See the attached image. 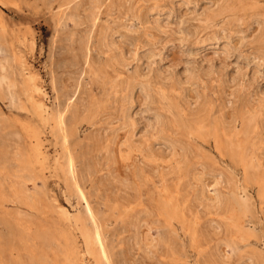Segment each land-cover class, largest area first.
Returning a JSON list of instances; mask_svg holds the SVG:
<instances>
[{"label":"rangeland","instance_id":"374dc122","mask_svg":"<svg viewBox=\"0 0 264 264\" xmlns=\"http://www.w3.org/2000/svg\"><path fill=\"white\" fill-rule=\"evenodd\" d=\"M0 4V60L41 87L0 90V264H264V0Z\"/></svg>","mask_w":264,"mask_h":264},{"label":"bare ground","instance_id":"6f19581e","mask_svg":"<svg viewBox=\"0 0 264 264\" xmlns=\"http://www.w3.org/2000/svg\"><path fill=\"white\" fill-rule=\"evenodd\" d=\"M230 1H233V0H230ZM246 1V0H245ZM94 2H95V0H94ZM244 2V1H243ZM72 3V2H71ZM235 3H237V2H235ZM240 3V2H239ZM238 3V4H239ZM91 4H93V3H91ZM237 4V5H238ZM244 4H245V2H244ZM243 4V5H244ZM247 4V3H246ZM1 5V4H0ZM3 5V4H2ZM226 5V4H225ZM235 5V4H234ZM4 6V5H3ZM98 6V5H97ZM100 6V5H99ZM232 6H233V4H232ZM231 6V7H232ZM91 7H93L92 5H91ZM230 7V8H231ZM95 8H97L96 6H95ZM92 9H94V8H92ZM222 9V8H221ZM225 10H227V8L225 9ZM224 10V11H225ZM232 10V9H231ZM92 11V10H91ZM90 11V12H91ZM96 11V10H95ZM89 12V13H90ZM94 12V11H93ZM99 12V11H98ZM218 12H220V11H218ZM228 12H229V10H228ZM95 13V12H94ZM234 13V12H233ZM90 14H93L92 12L90 13ZM218 14V13H217ZM225 14H227L226 12H225ZM225 14H223V15H225ZM97 14H95V16H96ZM220 15H221V13H220ZM74 16V14H72V17ZM77 16V15H76ZM92 16H94V15H92ZM94 16V17H95ZM219 16V14L217 15V17ZM264 16V15H263ZM87 17H88V15H87ZM94 17H93V19H92V21L94 22ZM92 18V17H91ZM71 19V18H70ZM74 19V18H73ZM89 19H90V17H89ZM98 19V18H97ZM263 20H264V18H263ZM73 22H76L75 20L73 21ZM96 23V22H95ZM1 24V23H0ZM94 24V23H93ZM263 24H264V22H263ZM262 24V25H263ZM94 26V25H93ZM264 26V25H263ZM91 30H93V29H91ZM263 33H262V35L260 36V38L261 39H264V27H263ZM92 32V31H91ZM112 33V32H111ZM110 36V35H109ZM105 37V36H104ZM107 37H108V35H107ZM263 37V38H262ZM91 38V37H90ZM2 39V38H1ZM105 39H108V38H105ZM107 41V40H106ZM87 42V41H86ZM105 42V41H104ZM108 42V41H107ZM5 43V42H4ZM112 43V42H111ZM7 44V43H6ZM85 44V43H84ZM87 44V43H86ZM105 44V43H104ZM108 44V43H107ZM4 46H6V45H4ZM81 47V46H80ZM85 47V46H84ZM3 48H5V47H3ZM79 49V48H78ZM81 49H83V48H81ZM86 48H84V50H85ZM4 50V49H3ZM80 50V49H79ZM82 51V50H81ZM88 51V50H87ZM223 51V50H222ZM82 52H84V51H82ZM2 53H3V51H2ZM5 53V52H4ZM224 53V52H223ZM83 57H84V54H83ZM114 60H115V57L113 58ZM13 60V59H12ZM87 60V59H86ZM118 62H117V61ZM115 61H116V63H119V60L118 59H116ZM86 64H88V63H86ZM115 64V63H114ZM120 64V63H119ZM111 65V64H110ZM115 65H117V64H115ZM8 66V65H7ZM7 66L3 63V60H0V90H6L8 93H9V95L8 96H10V101L13 103V104H16V106L18 105L19 106V104L20 105H23L22 104V102H21V99H20V97L18 96V94L15 92V90L14 89H24L25 91H26V93H37L39 90H40V88L37 86V84H36V80H37V78H36V75H34V74H26V75H24V78H23V80L22 81H17L15 78H13V76L9 73V71H8V69H7ZM118 66V65H117ZM116 66V67H117ZM18 67V66H17ZM119 67V66H118ZM21 68V67H20ZM88 68H90L89 66H88ZM104 68H106V67H104ZM11 69V68H10ZM102 69V68H101ZM12 70V69H11ZM22 70V69H21ZM100 70V69H99ZM104 70V69H103ZM110 70V69H109ZM92 71V70H91ZM90 71V72H91ZM93 71H94V69H93ZM89 72V73H90ZM99 71H97V73H98ZM119 72V71H118ZM29 73V72H28ZM95 73H96V70H95ZM114 73V72H113ZM13 74V73H12ZM117 74H119V73H117ZM19 75H21V74H19ZM101 75H103V74H101ZM90 76H91V74H90ZM93 76H95V75H93ZM92 76V77H93ZM99 76V75H98ZM97 76V77H98ZM107 76V75H106ZM116 76V75H115ZM103 77V76H102ZM105 77V76H104ZM113 77V76H112ZM106 78V77H105ZM113 78H115V77H113ZM111 79V78H110ZM122 80V79H121ZM103 81V80H102ZM119 81H120V79H119ZM126 81V80H125ZM106 82V81H105ZM122 82H124V81H122ZM118 83H120V82H118ZM127 83H130L129 81H127ZM126 83V84H127ZM111 84V86H112V90L111 91H113V89H119V85H117V84H112V83H110ZM132 84V83H131ZM105 85V84H104ZM103 85V86H104ZM107 85V84H106ZM55 87V86H54ZM127 87V86H126ZM129 87H130V85H129ZM128 87V88H129ZM103 88H106V87H103ZM109 88V87H108ZM121 88H123V87H120V89ZM132 87H130L129 89H131ZM124 89V88H123ZM128 89V90H129ZM115 91V90H114ZM7 93V94H8ZM2 94V93H1ZM5 94V93H4ZM41 94H42V92H41ZM30 97H29V101L32 103L33 102V99H32V97H31V95H29ZM7 98V97H6ZM74 98V97H73ZM24 99V98H23ZM4 101V100H3ZM9 101V102H10ZM38 102V101H37ZM36 102V103H37ZM35 102H33V105H34V109L36 110V112L38 113V116L37 117H41L42 119H43V121L44 120H46V119H48V118H50V114L48 113V111H46V109L44 108V106H42V105H40L39 103L38 104H36ZM12 105V104H11ZM28 105V104H27ZM13 106V105H12ZM17 106V107H18ZM32 106V105H31ZM68 106V105H67ZM46 107V106H45ZM77 107V106H76ZM75 107V108H76ZM85 108V107H84ZM83 108V109H84ZM91 108H93V107H91ZM15 109V108H14ZM90 109V108H89ZM16 110H19V109H16ZM24 110V109H23ZM49 110V109H48ZM27 112V111H26ZM83 112V111H82ZM87 112V111H86ZM203 112H205V109H204V111H202V114H203ZM28 113V112H27ZM36 113V114H37ZM85 113V112H84ZM89 113V112H88ZM49 114V115H48ZM55 114V113H54ZM64 114V113H63ZM62 114V115H63ZM79 114V113H78ZM60 115V114H59ZM54 116V115H53ZM77 116H79V115H77ZM64 117V116H63ZM80 117V116H79ZM191 117V116H190ZM40 119V118H39ZM38 119V120H39ZM41 119V120H42ZM53 119H56L55 118V116H54V118ZM250 119V118H249ZM253 119V120H252ZM251 120L252 121H255L254 120V118H252ZM41 120H40V122H41ZM59 120V119H58ZM156 120V119H155ZM51 120H49V122H50ZM55 121V120H54ZM193 122H195V124H193V125H196V126H199V128L201 127V128H203V129H205L206 127H207V123H208V118H207V116H206V113L202 116L201 114H197L196 115V118H195V120H192ZM51 122H53V121H51ZM249 123H248V128H247V130H250V128H251V121H248ZM44 123V122H43ZM59 123H61L62 125L64 124V119L63 118H60V122ZM59 123H56V124H58L59 125ZM191 123V122H190ZM210 123V122H209ZM50 124V123H49ZM159 124V123H158ZM186 124H188L187 122H186ZM192 124V123H191ZM55 125V124H54ZM235 125V124H234ZM246 125V124H245ZM253 126H254V124H252ZM3 126H6L5 124L3 125ZM1 124H0V131H2V130H4V127H3ZM74 126H75V124H74ZM187 126H190V124H188ZM236 126V125H235ZM234 126V127H235ZM56 127V126H55ZM167 127V126H166ZM186 128H189V127H186ZM197 128V127H196ZM198 128V129H199ZM228 128V127H227ZM54 130H55V128H54ZM53 130V131H54ZM57 130V129H56ZM161 130V129H160ZM189 130V129H188ZM52 131V130H51ZM52 131V132H53ZM77 131V130H76ZM75 131V132H76ZM175 131V130H174ZM196 131H198V130H196ZM199 131H200V129H199ZM208 131V130H207ZM6 132H8V131H5V133L4 134H6ZM17 132V131H16ZM55 132H57V131H55ZM65 132V131H64ZM71 132V131H70ZM79 132V131H78ZM59 133H60V131H59ZM175 133V132H174ZM200 133V132H199ZM251 133V132H250ZM11 133H9L8 135H10ZM12 134H14V131H12ZM16 134V133H15ZM15 134H14V137H15ZM56 134V133H55ZM58 134V133H57ZM57 134H56V136H57ZM64 134V133H63ZM71 134V133H70ZM76 134V133H75ZM7 135V134H6ZM17 135V137L16 138H20V137H18L19 135L18 134H16ZM65 136H66V134H64ZM69 135V134H68ZM72 135H73V133H72ZM78 135V134H77ZM76 135V136H77ZM234 135H235V132H234V129H232V128H230V129H228L227 130V134H226V140H225V143L229 146V144L231 145V147H233L232 146V143H231V139L234 137ZM64 136V137H65ZM75 136V135H74ZM1 137H3L2 135H1ZM11 137H13V136H10V137H8V139L9 138H11ZM59 137H60V135H59ZM5 138H7V136L5 137ZM15 138V139H16ZM54 138H55V136H54ZM70 138H72V137H70ZM69 138V139H70ZM74 138V137H73ZM73 138H72V140H73ZM77 138H79V137H77ZM1 139V138H0ZM8 139H4V140H8ZM22 139V138H21ZM60 139V138H59ZM3 140V141H4ZM58 140V139H57ZM56 140V141H57ZM67 140V139H66ZM1 141H2V139H1ZM13 141V140H12ZM15 141H17V142H15V143H18V141H20V139L19 140H15ZM55 141V142H56ZM14 142V141H13ZM60 142V141H59ZM58 142V143H59ZM222 142H223V140H222ZM1 143V142H0ZM7 143V142H6ZM2 144H3V142H2ZM5 144V143H4ZM8 144H9V142H8ZM58 145V144H57ZM56 145V146H57ZM71 145V144H70ZM3 146V145H2ZM7 145L5 144L4 145V147H6ZM10 146V145H9ZM68 146V145H67ZM188 146V145H187ZM10 147H14V146H10ZM251 147V146H250ZM103 148V147H102ZM185 148V147H184ZM3 149V148H2ZM57 149V148H56ZM64 149V148H63ZM62 149V150H63ZM231 149V148H230ZM239 149V148H238ZM237 149V150H238ZM6 150H7V148H6ZM11 150H12V148H11ZM72 150H73V148H72ZM235 150V149H234ZM64 151V150H63ZM248 151V150H247ZM9 152H10V150H9ZM25 152V151H24ZM71 152V151H70ZM69 152V153H70ZM4 153V152H3ZM6 153V152H5ZM72 153V152H71ZM239 153V152H238ZM237 152L236 153H233L235 156H238L237 154H238ZM63 154V153H62ZM7 155V154H6ZM12 154H10L9 156H11ZM16 155V154H15ZM14 155V156H15ZM65 155H66V152H65ZM75 155V154H74ZM72 156V155H71ZM8 157V156H7ZM18 157V156H17ZM17 157H15V158H17ZM62 157V156H61ZM60 157V158H61ZM64 157V156H63ZM62 157V158H63ZM69 157V156H68ZM234 157V156H233ZM246 157V159H247V156H245ZM244 157V158H245ZM6 158V156L4 155V158L3 159H5ZM72 159H73V157H71ZM195 158V157H194ZM244 158H242L243 160H244ZM1 159L2 158H0V161H1ZM5 160H7V159H5ZM5 160H2V161H5ZM69 160H70V157H69ZM68 160V161H69ZM250 160H251V158H250ZM253 160V159H252ZM1 161V162H2ZM58 161V160H57ZM245 161V160H244ZM6 162V161H5ZM74 162V161H73ZM247 162H250L248 159H247ZM3 163V162H2ZM1 163V164H2ZM7 163V162H6ZM12 163V162H11ZM54 163V162H53ZM70 163V162H69ZM246 163V162H245ZM4 164V163H3ZM2 164V165H3ZM58 164V163H57ZM73 164V163H72ZM5 165H7V164H5ZM5 165H3L2 166V169L4 168V167H7L8 168V166L10 165H7V166H5ZM64 165H66V163L64 162ZM63 165V166H64ZM252 165V164H251ZM11 166L12 167H14L13 166V164H11ZM15 166H17L16 164H15ZM62 166V167H63ZM75 166V165H74ZM74 166H71L70 168H72V167H74ZM246 166H248L247 164H246ZM245 166V167H246ZM0 168H1V166H0ZM10 168V167H9ZM15 168V167H14ZM14 168H13V170H14ZM19 169H20V167H18ZM31 168V167H30ZM59 168H60V166H59ZM66 168V167H65ZM29 169V168H28ZM247 169V168H246ZM250 169H252V167L250 166ZM1 170V169H0ZM7 170V169H6ZM10 170V169H9ZM12 170V169H11ZM12 170V171H13ZM15 170H17V168L15 169ZM253 170H255V169H253ZM2 171V170H1ZM5 171V170H4ZM19 171V170H18ZM17 171V172H18ZM20 171H22V170H20ZM20 171H19V173H20ZM28 171V170H27ZM72 171H73V169H72ZM15 172V171H14ZM25 172V171H24ZM60 172H64V167H63V171H60ZM68 172V171H67ZM71 172V171H70ZM6 173H7V171H6ZM8 173H9V171H8ZM26 173V172H25ZM43 173V172H42ZM66 173V172H65ZM73 173V172H72ZM71 173V174H72ZM30 174V173H29ZM56 174V173H55ZM33 175V174H32ZM63 175H64V173H63ZM25 176V175H24ZM76 176V175H75ZM26 177H28V176H26ZM5 178V177H4ZM23 178V177H22ZM29 178V177H28ZM24 179V178H23ZM26 179V178H25ZM31 179H33V178H31ZM29 180H30V178H29ZM29 180H27L26 179V182H28ZM71 180V179H70ZM38 181V180H37ZM80 180H78L77 181V184H78V182H79ZM30 183H32V182H30ZM71 183V182H70ZM76 184V183H75ZM80 184V183H79ZM70 185V184H69ZM4 186V185H3ZM72 186V185H71ZM79 187H81L80 185H79ZM66 188V187H65ZM73 188V187H72ZM243 189V188H242ZM79 190V189H78ZM36 191V190H35ZM40 191V190H39ZM65 191V190H64ZM246 191V190H245ZM29 192V191H28ZM37 193V192H36ZM176 193V192H175ZM86 197V196H85ZM260 198V197H259ZM86 199V198H85ZM247 199V198H246ZM171 200V199H170ZM53 201V200H52ZM87 201V200H86ZM85 201V202H86ZM262 201H263V199H262ZM84 202V201H83ZM241 204H242V202H239V205L238 206H240V208H242L241 207ZM245 203H243V205H244ZM248 204V203H247ZM250 204V203H249ZM71 205V204H70ZM87 207V206H86ZM240 208H239V210H240ZM247 206L244 208V210H247ZM29 209V208H28ZM41 209V208H40ZM88 209V208H87ZM168 210V209H167ZM61 211V210H60ZM93 211V210H92ZM117 211H118V209H117ZM248 211V210H247ZM30 213V212H29ZM93 213V212H92ZM165 213V212H164ZM72 214V213H71ZM80 214V213H79ZM93 214H95V213H93ZM167 214V213H166ZM21 215V214H20ZM96 215H98V213L96 214ZM63 216V215H62ZM71 216V215H70ZM82 216V215H81ZM225 216H227L226 214H225ZM231 216V215H230ZM25 217V216H24ZM36 217V216H35ZM66 217V216H65ZM86 217V216H85ZM84 217V218H85ZM90 217H92L91 219L93 220V223L92 224H94L95 225V230H90V229H87L86 227V231L85 232H83V234H84V237H83V240L85 239V242H86V244H87V249L89 250V253L90 254H92V255H94L96 258L99 256V255H97V253H98V251H97V245H100V249H101V246H102V236L103 235H101V233L105 230H103L102 229V231H100V229L98 228V226H97V223H99V222H97V218H99V217H97L96 218V216L95 215H92V216H90ZM229 217V216H228ZM230 218V217H229ZM228 218V219H229ZM2 219V218H1ZM29 219V218H28ZM72 219V218H71ZM64 220H66L67 221V219H65L64 218ZM81 220V219H80ZM98 220H100V219H98ZM73 221H78V220H73ZM82 221H84V220H82ZM90 221V220H89ZM228 221V220H227ZM229 221H230V219H229ZM233 221H234V219H233ZM69 222V221H68ZM236 222H238L239 223V220L237 219L236 220ZM85 223H88L87 221L85 222ZM102 223V222H101ZM138 223V222H137ZM171 223V222H170ZM229 223V222H228ZM70 224V223H69ZM84 224V223H83ZM90 224V223H89ZM100 224V223H99ZM233 224V223H232ZM231 224V225H232ZM71 225V224H70ZM76 225H77V223H76ZM87 225V224H86ZM243 225V224H242ZM89 226V225H88ZM90 226H92V225H90ZM217 226H219V225H217ZM233 226V225H232ZM240 226H241V223H239V229L238 230H240ZM247 226V225H246ZM243 227H244V225H243ZM242 227V228H243ZM93 228V227H92ZM100 228H103V227H100ZM238 228V227H237ZM237 228H236V230H237ZM94 229V228H93ZM82 230V229H81ZM242 230V229H241ZM83 231V230H82ZM244 231V230H243ZM245 232V231H244ZM70 233V232H69ZM240 233H242V232H240ZM50 234V232L49 233H46V232H44V233H41V234H36V238H37V236L40 238L39 240H43L44 241V243L45 244H47V243H49L51 246H52V248H53V246L55 245V241H53V238H52V236H50L49 235ZM82 234V233H81ZM253 237V236H252ZM18 238H19V235H18ZM38 239V238H37ZM38 240V241H39ZM54 240H57V239H55L54 238ZM231 240V239H230ZM77 241V240H76ZM13 242V241H12ZM47 242V243H46ZM43 243V245H45ZM59 243V242H58ZM13 244V243H12ZM48 244V245H49ZM65 244H67V243H65ZM71 244V243H70ZM49 245V246H50ZM232 245V244H231ZM46 246V245H45ZM67 246V245H66ZM72 246V244L70 245V247ZM64 247V246H63ZM70 247H68V248H70ZM86 247V246H85ZM105 247H106V245H105ZM26 248H27V246H26ZM34 248V247H33ZM45 248V247H44ZM68 248H67V250H68ZM72 248H73V246H72ZM25 249V248H24ZM23 249V250H24ZM35 249V248H34ZM56 249V248H55ZM53 250V249H52ZM101 250H104L103 248L101 249ZM251 250V249H250ZM26 251V250H25ZM57 251V250H56ZM69 251V250H68ZM107 251V250H106ZM246 251V250H245ZM249 251V250H248ZM13 252H14V250H13ZM59 252V251H58ZM103 252H105V251H103ZM26 253H28V252H26ZM72 253H73V251H72ZM71 253V250H70V254H71V258L73 257V255L74 254H72ZM85 253H87V252H85ZM68 254V253H67ZM66 254V255H67ZM59 255V254H58ZM81 255V254H80ZM255 255V254H254ZM105 256H108V255H105ZM104 255H103V257H105ZM67 257V256H66ZM69 257V256H68ZM252 258L254 257V256H251ZM257 257V256H256ZM108 257H106L105 259H107ZM249 258H250V256H249ZM27 259H29V262H28V264H44V260L43 261H37V260H35L34 258H33V256H30L29 258H27ZM26 259V260H27ZM45 259V258H44ZM48 259V258H47ZM263 259V258H262ZM53 260V259H52ZM91 260V259H90ZM93 260H94V258H93ZM97 260V259H96ZM108 260V259H107ZM259 260V259H258ZM66 261H68V263L70 264L71 263V261H70V259L69 258H67L66 259ZM92 261V260H91ZM104 261V260H103ZM106 261V260H105ZM222 261V260H221ZM65 262V261H64ZM47 263V262H46ZM5 264H26L24 261H23V259H20V258H17L16 260H12L11 258H9V260H7L6 262H5ZM66 264V263H65ZM97 264V263H96Z\"/></svg>","mask_w":264,"mask_h":264}]
</instances>
